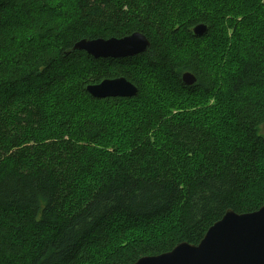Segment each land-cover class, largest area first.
I'll use <instances>...</instances> for the list:
<instances>
[{
	"label": "trees",
	"instance_id": "1",
	"mask_svg": "<svg viewBox=\"0 0 264 264\" xmlns=\"http://www.w3.org/2000/svg\"><path fill=\"white\" fill-rule=\"evenodd\" d=\"M198 23L208 27L201 36ZM134 31L150 47L132 57L72 50L82 38ZM138 60L147 75L166 74L155 75L173 106L191 111H152L116 155L94 148L108 152L112 140L101 122L84 116L73 128L50 113L54 92L77 75L71 101L154 108L132 74ZM184 72L195 82L186 85ZM119 76L136 85L135 96L86 91ZM2 104L0 264H131L197 244L227 209L264 203V0H0ZM119 221L127 222L115 233Z\"/></svg>",
	"mask_w": 264,
	"mask_h": 264
},
{
	"label": "water",
	"instance_id": "2",
	"mask_svg": "<svg viewBox=\"0 0 264 264\" xmlns=\"http://www.w3.org/2000/svg\"><path fill=\"white\" fill-rule=\"evenodd\" d=\"M192 30L201 36L208 27L198 23ZM149 47V39L134 31L122 37L82 38L73 44L72 50H84L94 58H124L146 52ZM181 79L190 85L196 78L184 72ZM86 91L94 98H106L132 97L138 89L133 82L119 76L88 84ZM131 264H264V203L247 212L227 209L197 244L180 242L168 251L141 256Z\"/></svg>",
	"mask_w": 264,
	"mask_h": 264
},
{
	"label": "rangeland",
	"instance_id": "3",
	"mask_svg": "<svg viewBox=\"0 0 264 264\" xmlns=\"http://www.w3.org/2000/svg\"><path fill=\"white\" fill-rule=\"evenodd\" d=\"M182 41L184 42L185 49L191 50L190 47L186 45V41H188L186 35H182ZM193 47H199L204 49V42L199 41L197 43V40H191ZM75 69L72 71V74L74 73ZM132 74L136 78H140L143 82L144 86V93L142 96V99H149L152 102L156 103L157 105L149 109V105L146 102V100L139 101L138 103H132V104H109L107 102H96L91 103L89 102L85 97L75 95V100L71 101L70 95L71 90L74 89V91L77 88V84L79 82L80 76L77 75L76 77L69 80L67 85L60 88L58 91L54 92V100H57V98L60 101H56L55 103L51 104L50 107V113L53 111V108L56 110V112L59 113V119H66L69 121V119L72 122L73 128L78 127L84 119V116L88 120H95L102 123V125L105 127L106 131V137L112 138L111 141H109V145L105 146V149L108 151H103L99 149L98 147H94L96 150H100L104 153L112 154L115 153L118 154V152L125 149L128 145V139L130 137V131L131 128H133V125L135 123L138 124L139 120L144 119L148 115L151 114L152 111H156L159 108L166 113V115H170L173 113H179L183 114L185 112L191 111L190 108H176L173 106V101L171 98H169L168 93L166 90V86L161 85L157 79L158 74L160 76L165 77L166 74L161 72L156 73H149V69L146 66L145 62L143 60H138L133 66H132ZM69 76V75H68ZM173 86L171 83H167V86ZM168 88V87H167ZM169 89V88H168ZM174 93L173 95H177V92H174L173 90L169 89ZM22 94H24L25 90L20 91ZM161 100V101H160ZM212 100V99H211ZM160 101V102H159ZM89 102V103H88ZM5 106L2 104L0 105V110H4ZM8 108V106H7ZM50 115V114H49ZM58 119V120H59ZM134 125V126H135ZM1 127V126H0ZM117 131L122 133V136L116 141L114 134H117ZM262 133H264V126L262 128ZM13 135H17V133L14 131L12 132ZM160 134L157 133L154 136L151 137V141H158ZM3 141V140H2ZM100 148H103L100 146ZM100 164H103V161L100 162ZM127 222V221H123ZM120 222L116 225L115 233H118L120 231ZM126 223H124V229H125ZM126 231V230H125ZM83 264H91L90 262H86Z\"/></svg>",
	"mask_w": 264,
	"mask_h": 264
}]
</instances>
